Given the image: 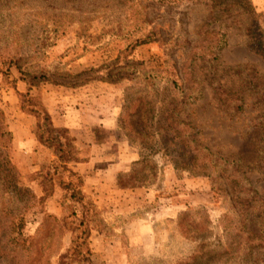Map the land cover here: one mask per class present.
<instances>
[{"label": "rangeland", "instance_id": "obj_1", "mask_svg": "<svg viewBox=\"0 0 264 264\" xmlns=\"http://www.w3.org/2000/svg\"><path fill=\"white\" fill-rule=\"evenodd\" d=\"M224 1L232 4L236 0ZM249 1L257 14L264 16V0ZM9 7L11 11L5 16L10 14L11 22L0 16V30L9 31L12 47L24 48L25 54L18 61L21 72L15 66H5L0 59V107L8 123L12 117L17 119L16 114H27L22 110L20 94H24L26 111H30L46 107L45 96L58 101L60 94L65 97L73 93L75 89L58 84L60 76L109 64L125 49V57L130 55L129 59L144 63L148 70L161 67L169 56L177 66L192 64L196 76L203 81L204 98L181 119L198 127L201 144L240 165L245 182L264 198V143L260 142L264 132L258 126L264 121V99L252 96L244 114L234 116L227 112L219 106L215 87L206 78L210 65L193 58L195 47L207 40L208 32L219 31L222 26L228 46L220 52V81L230 85L259 78L264 84V58L250 46V19L240 14L222 18L211 26L214 20L210 8L189 0H175L173 4L157 0H16ZM143 36H151L149 43L133 50ZM37 38L46 40L43 49L36 47ZM34 77L40 80L33 81ZM127 86V81L119 85L96 81L84 86L94 94L104 113L116 119L114 129L95 127L91 140L84 136L76 144L81 159L108 155L112 161L91 170L101 174L94 186L102 179L108 183L105 193L84 191L88 197L85 201L94 205V212L90 211L87 217L91 226L87 235L91 260L96 264H264V224L260 218L263 205L251 210L246 221V231H252L253 237L249 241L235 237L237 223L226 219L233 214L231 203L215 197L209 177L177 170L162 153L151 155V151L130 144L120 126ZM80 88L83 87L76 89ZM141 156L156 167L155 173L149 168L141 172L143 166L136 164ZM10 157L19 185L39 198L46 191L48 196L42 207L61 222L60 253L51 262L60 264L74 237H85L81 234L84 228L73 232L72 226L87 213L76 206L78 214L74 217L75 207L66 200V192L60 186L61 181L78 184V178L60 168L56 150L40 143L17 147L13 142ZM112 164L120 166L118 176ZM69 168L73 170L70 165ZM232 181V177L227 180L230 192H234ZM3 201L7 202V195ZM42 207L26 212L25 234L31 238L37 237L42 223ZM54 225L49 219L48 226L38 234L40 244L58 242L61 232L54 234Z\"/></svg>", "mask_w": 264, "mask_h": 264}, {"label": "trees", "instance_id": "obj_2", "mask_svg": "<svg viewBox=\"0 0 264 264\" xmlns=\"http://www.w3.org/2000/svg\"><path fill=\"white\" fill-rule=\"evenodd\" d=\"M15 1L0 0V16L8 18L9 22H11L12 16L5 15L11 11L9 4ZM127 1L130 0H126V3H128ZM189 1L210 8L211 18L214 20L211 26L219 23L222 18L240 14L250 19L247 29L251 40L250 46L264 58V16L257 14L249 0H236L232 4H227L224 0ZM157 2L173 4L175 0H157ZM206 38L207 40L199 42L195 47L193 58L201 59L202 62L210 65L207 67L206 78H210V86L215 87L219 106L234 116L246 113L250 106L248 102L252 96L256 95L259 99H264L263 80L256 78L251 81L239 80L237 84H223L218 77L220 67L218 62L220 52L228 46L227 35L223 33L221 26L219 31L210 30ZM150 39L151 36H143L138 39L137 44L132 47L133 50L139 45L148 44ZM9 41L10 32L0 30V59H3L5 66L7 64L10 68L15 66L21 72L22 67L18 66V61L24 57L25 50L22 47L20 50L13 48V44ZM36 41L37 48L43 49L47 44L43 38L42 40L37 38ZM126 51V49L121 51L119 57L109 64L85 70L76 75L60 76L59 79L62 81L60 80L58 84L76 89L96 81L114 85L127 81L129 86L125 89V105L120 117V126L125 131L130 144L151 151V155L162 153L173 162L177 170L187 171L195 176L209 177L213 181L212 190L215 197L222 198L224 203H231L233 214H231V218L227 216L226 219H230L232 224L240 225L236 224L233 235L249 241L253 237L252 231H246L249 212L256 210L257 207H262V205L264 207V198L245 182V177L240 174V165L220 157L210 147L201 144V132L198 127L181 119L182 114L204 98L203 81L196 76L192 64L183 67L177 66L168 56L161 67L148 70L144 63L129 59L130 55L125 57ZM5 60L8 62H4ZM32 80L39 81L40 79L34 77ZM28 83L32 85L30 81ZM20 97L23 99L22 110L27 115L37 118L35 136L39 143L44 147L56 150L61 163L60 168L70 177L78 178V184L71 181L60 182L61 188L65 190V195L69 198L66 197V200L71 201L75 207L74 217H77L78 214L76 206H80L87 213V216L83 214L79 224L72 226L73 232L84 228L81 234L85 237H74L69 251L61 256L60 264H75L77 262L96 264L91 260L92 250L87 236L91 230L87 217L90 211L94 212V205L85 201L87 195L83 190L84 179L69 168L72 163L84 161L78 155L76 139L69 129L54 126L53 119L44 105L40 110L32 108L30 111H26L24 94H20ZM258 126H262L261 131L264 132V121ZM13 142L14 137L7 115L0 107V261L4 264H51L52 259L60 253L63 234L61 229L63 230V227L57 217L49 216L42 207L46 196H48L46 191L45 196L39 198L29 188L19 185L18 175L10 157ZM260 142L264 143V137ZM141 158L136 163L143 166L141 172L149 168L155 173L156 167L146 158L142 156ZM56 168L58 167L54 169ZM231 177L234 179L232 182L235 183L234 192H230L227 186V180ZM47 178L48 176L45 177V181ZM118 185L122 188L127 187L119 183ZM5 195H7V202H1L2 199L5 200ZM36 207H42L40 210L44 217L37 230V237L31 238L25 234L26 212L28 209ZM89 207H92V210H89ZM260 218L264 224V210L261 212ZM49 219H53L55 222L53 227L57 232L54 234L61 232V236H59L58 242L50 241L45 246V242L40 244L38 234L48 226ZM231 239H233L232 236Z\"/></svg>", "mask_w": 264, "mask_h": 264}, {"label": "crops", "instance_id": "obj_3", "mask_svg": "<svg viewBox=\"0 0 264 264\" xmlns=\"http://www.w3.org/2000/svg\"><path fill=\"white\" fill-rule=\"evenodd\" d=\"M87 88L75 89L73 93L65 94V97L64 94H60L61 98L58 101L56 99H47L46 96L44 97V99H46V108L53 119L54 126L56 128L69 129L76 140L84 136L86 138L90 137L91 140L94 135L93 129L95 127H116V119L114 116L110 118V115L104 113V108L101 106L99 107L98 102L95 100L96 98L93 97L94 94ZM114 114L116 115V113ZM15 117H17V119L12 117L13 119L11 118L12 120L9 122L15 146L30 147L39 145V141L35 136L37 127L36 119L24 113L16 114ZM76 144L78 145V140ZM107 145H109V142ZM103 162L112 161H110L108 155H91L81 163L70 164V167L75 172L83 176L86 183L84 187L85 192L92 194L100 192L102 194L108 189L109 185H107V182H103V179L102 182H98L97 185L94 186V181H99L101 174L91 172V170L97 168V166ZM114 166L117 168L115 174L118 176L120 166L113 165V167ZM109 175H112V173L109 172Z\"/></svg>", "mask_w": 264, "mask_h": 264}]
</instances>
